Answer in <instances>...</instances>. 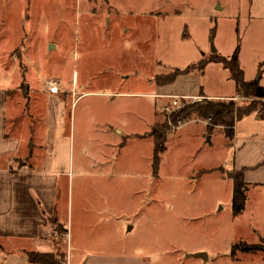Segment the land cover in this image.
<instances>
[{
  "label": "rangeland",
  "instance_id": "obj_1",
  "mask_svg": "<svg viewBox=\"0 0 264 264\" xmlns=\"http://www.w3.org/2000/svg\"><path fill=\"white\" fill-rule=\"evenodd\" d=\"M249 5L0 0V136L5 126L10 140L24 144L3 164L20 169L30 152L45 161L51 137L57 167L76 179L73 194H96L98 208L113 209L121 255L151 264H264L261 252L232 255L234 244L264 238V187L248 184L245 211L233 216V183L225 173L235 169L234 151L224 131L208 143L200 123L171 128L159 171L152 166L151 126L168 121L164 107L173 101L150 96L156 76L236 52L251 78L264 71V25L249 20ZM190 75L181 88L226 95L234 86L220 64ZM252 104L249 98L236 106ZM258 114L264 117V108ZM239 124L238 138L248 144L242 153H264V119ZM262 169L250 176L262 180ZM61 230L55 224L65 240Z\"/></svg>",
  "mask_w": 264,
  "mask_h": 264
},
{
  "label": "crops",
  "instance_id": "obj_2",
  "mask_svg": "<svg viewBox=\"0 0 264 264\" xmlns=\"http://www.w3.org/2000/svg\"><path fill=\"white\" fill-rule=\"evenodd\" d=\"M248 18L253 23L264 25V0H250ZM238 60L244 71L245 80L249 82L259 78L260 85L264 87V71H260L256 79L255 76L251 78V74L240 63V56ZM189 76L191 75L179 77L171 86L156 85L155 94L150 96L154 95L155 98L161 99L183 96L224 100L238 93L235 83L231 92L226 95L208 94L203 89L199 91L181 88L183 81ZM53 102L56 106L57 101ZM258 110L246 118L262 121L264 117L258 114ZM5 121L3 120L4 125ZM239 122L236 123L233 141L228 140L230 152L234 151L233 155L231 154L233 167L235 170H247L245 173L247 185L253 184L256 188L264 187V178L262 180L255 178V181L250 176L251 170L264 168V156H260L262 152H259L257 148L242 153L248 144L238 138ZM158 124L161 123L157 119L151 126V130ZM200 124L204 126L203 137L208 143L212 142L218 131H224L221 128L209 130L206 124ZM122 134L123 131H120L119 135ZM51 143L53 142L50 137L45 146L48 155L45 161L37 162L30 152L28 155L30 160L26 166L11 170L3 162L9 163L13 157L17 156L18 149L24 150V144L21 147L20 142L16 145L13 139L10 140L5 126L1 133L0 165L4 166H0V264H32L28 259L30 252L63 254L64 259L61 264H151L146 258L120 254L118 218L114 215L113 209L98 208L97 202H94L97 200L96 194L79 195L83 198L73 194L76 179L71 177L65 168L57 167L59 165L56 162L58 151L57 147ZM262 147L264 148V143ZM61 199L64 201L63 209L59 204ZM55 224L67 231L65 240L55 233ZM207 261H209L208 258Z\"/></svg>",
  "mask_w": 264,
  "mask_h": 264
},
{
  "label": "trees",
  "instance_id": "obj_3",
  "mask_svg": "<svg viewBox=\"0 0 264 264\" xmlns=\"http://www.w3.org/2000/svg\"><path fill=\"white\" fill-rule=\"evenodd\" d=\"M210 63L220 64L227 70L235 83L238 91L237 94H243L246 98L253 99L254 104L249 107L240 108L230 100L205 99L202 102L185 105L180 110L174 112L171 116V121L174 124H178L180 121L185 123L193 120H210L211 125H208V129H223L228 140L232 142L235 135L236 123L255 113L258 109L264 108V87L257 80L249 82L245 80L244 71L239 65L237 52L231 57H224L215 53L209 58L202 59L193 68L189 67L182 71L176 70L169 75H158L154 78V82L159 87H166L173 85L179 77L190 75L194 72L202 76ZM171 131L172 129L169 127L167 121L152 128L151 134L154 137L153 169L155 172L159 169L161 155L166 151V143ZM245 173L246 169H234L225 173V178L231 180L233 183L232 212L234 217L241 216L246 208L248 186ZM62 230L67 235V231L63 228ZM260 252L264 254V238L262 237H260L257 244L238 242L232 247L233 256L237 253L256 254ZM28 259L32 264H61L64 255L30 252L28 253Z\"/></svg>",
  "mask_w": 264,
  "mask_h": 264
},
{
  "label": "built area",
  "instance_id": "obj_4",
  "mask_svg": "<svg viewBox=\"0 0 264 264\" xmlns=\"http://www.w3.org/2000/svg\"><path fill=\"white\" fill-rule=\"evenodd\" d=\"M169 99H172V103L171 105H167L166 107H164V111L166 112V116H168V125L170 128L174 129V130H179V129H182L184 128L187 124H189V122H192V121H189V122H178V124H174L172 121H171V116L174 112L180 110L181 108H183L185 105H189V104H194V103H198V102H202L204 101L205 97H183V96H171V97H168ZM192 100L191 102H186L185 100ZM249 98H246L243 94H237L235 97H231V98H228V99H225V100H230V101H233L236 105H239V103H241L242 101H246L248 100ZM193 122H197V123H204L206 124L207 126L208 125H211V121L208 120V121H203V120H193Z\"/></svg>",
  "mask_w": 264,
  "mask_h": 264
},
{
  "label": "water",
  "instance_id": "obj_5",
  "mask_svg": "<svg viewBox=\"0 0 264 264\" xmlns=\"http://www.w3.org/2000/svg\"><path fill=\"white\" fill-rule=\"evenodd\" d=\"M216 51L214 50V53H215ZM259 80V78H257V81ZM32 147V146H31ZM197 257H199V258H204L205 260H207V255L206 254H204V253H200V254H198L197 255Z\"/></svg>",
  "mask_w": 264,
  "mask_h": 264
},
{
  "label": "bare ground",
  "instance_id": "obj_6",
  "mask_svg": "<svg viewBox=\"0 0 264 264\" xmlns=\"http://www.w3.org/2000/svg\"><path fill=\"white\" fill-rule=\"evenodd\" d=\"M56 90H54V92H55Z\"/></svg>",
  "mask_w": 264,
  "mask_h": 264
}]
</instances>
